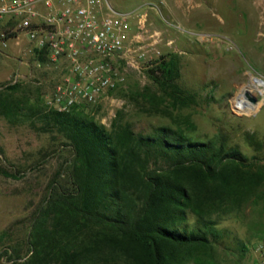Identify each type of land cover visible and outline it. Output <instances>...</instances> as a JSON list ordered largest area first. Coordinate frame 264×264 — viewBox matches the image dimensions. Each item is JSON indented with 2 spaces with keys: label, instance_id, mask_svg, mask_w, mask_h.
I'll return each instance as SVG.
<instances>
[{
  "label": "trees",
  "instance_id": "obj_1",
  "mask_svg": "<svg viewBox=\"0 0 264 264\" xmlns=\"http://www.w3.org/2000/svg\"><path fill=\"white\" fill-rule=\"evenodd\" d=\"M146 72L172 108L193 99L177 82L174 55ZM19 86L0 84V116L56 132L70 156L33 214L25 251L1 247L0 264H219L216 225L264 204L256 156L181 127L136 132L121 114L108 129L80 106L58 112Z\"/></svg>",
  "mask_w": 264,
  "mask_h": 264
},
{
  "label": "rangeland",
  "instance_id": "obj_2",
  "mask_svg": "<svg viewBox=\"0 0 264 264\" xmlns=\"http://www.w3.org/2000/svg\"><path fill=\"white\" fill-rule=\"evenodd\" d=\"M109 2L117 11L155 4L147 7L151 27L161 31L163 55L178 59L177 82L193 99L172 108L146 67L121 62L124 82L96 104L80 107L108 129L118 114L136 132L181 127L196 138L222 141L247 157L256 156L258 166L264 167V95L258 89L248 92L256 97L255 105L242 97L248 87L264 81V0ZM11 27L7 17L0 18V34ZM169 40L171 45L166 44ZM28 47L23 33L5 40L0 36V84L18 81L19 92L46 105L62 67L37 65ZM38 127L27 118L9 122L0 116V237L9 233L0 248L20 246L25 251L33 214L70 156L60 135ZM216 229L219 264H245L252 243L264 239L263 202L248 203L240 213L220 220ZM241 244L248 251L242 252Z\"/></svg>",
  "mask_w": 264,
  "mask_h": 264
},
{
  "label": "built area",
  "instance_id": "obj_3",
  "mask_svg": "<svg viewBox=\"0 0 264 264\" xmlns=\"http://www.w3.org/2000/svg\"><path fill=\"white\" fill-rule=\"evenodd\" d=\"M153 6L117 11L109 0H0V18L12 25L0 36L5 40L23 33L37 65L62 67L46 106L67 113L96 104L123 83L119 63L147 68L163 55L161 31L149 21L147 7ZM250 251L245 264H264L263 238Z\"/></svg>",
  "mask_w": 264,
  "mask_h": 264
},
{
  "label": "bare ground",
  "instance_id": "obj_4",
  "mask_svg": "<svg viewBox=\"0 0 264 264\" xmlns=\"http://www.w3.org/2000/svg\"><path fill=\"white\" fill-rule=\"evenodd\" d=\"M258 83V87H248L245 91H244V93H243V95H242V97H243V99L245 100H247V95H246V93L247 92H251L253 89H258V91L259 92H261L263 95H264V81H259V82H257ZM248 102L251 104V105H255V103H252V101H250V100H248Z\"/></svg>",
  "mask_w": 264,
  "mask_h": 264
},
{
  "label": "water",
  "instance_id": "obj_5",
  "mask_svg": "<svg viewBox=\"0 0 264 264\" xmlns=\"http://www.w3.org/2000/svg\"><path fill=\"white\" fill-rule=\"evenodd\" d=\"M247 98L252 101V103H255V101L257 100L256 97H254L253 95L249 94L248 92L246 93Z\"/></svg>",
  "mask_w": 264,
  "mask_h": 264
},
{
  "label": "crops",
  "instance_id": "obj_6",
  "mask_svg": "<svg viewBox=\"0 0 264 264\" xmlns=\"http://www.w3.org/2000/svg\"><path fill=\"white\" fill-rule=\"evenodd\" d=\"M6 78V77H5Z\"/></svg>",
  "mask_w": 264,
  "mask_h": 264
}]
</instances>
